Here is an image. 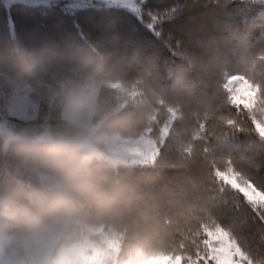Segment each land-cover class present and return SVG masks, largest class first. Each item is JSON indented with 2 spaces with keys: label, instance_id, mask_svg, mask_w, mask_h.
Listing matches in <instances>:
<instances>
[{
  "label": "trees",
  "instance_id": "1",
  "mask_svg": "<svg viewBox=\"0 0 264 264\" xmlns=\"http://www.w3.org/2000/svg\"><path fill=\"white\" fill-rule=\"evenodd\" d=\"M205 2L187 0L183 15L172 25L170 51L140 31L132 49L117 52L108 39L132 31L120 15L106 16L102 26L92 30L96 40L87 46L78 45L71 19L50 11L18 20L13 40L0 9V104L27 92L41 101L40 115L48 104L53 109L43 122L11 115L7 108L0 115V122L7 119L16 131L31 136L14 138L6 146L0 129V199L50 181L49 148L72 135L53 103L58 80L78 81L84 68H92L109 82L102 91L110 99L111 122L120 133L154 135L173 111L177 113L159 161L115 168L101 163L97 190L131 203L149 219L163 247L187 253L184 263L207 264L203 257L209 244L204 243L208 238L202 224L214 228L218 223L245 254L241 264H264V198L254 200L242 188L253 186L264 193V136L248 106L236 109L231 104L225 86L230 73L246 76L261 88L264 107V43L251 36L244 41L228 29L211 6L223 0H211L208 8ZM80 23L88 28L85 18ZM134 89V96L125 97ZM48 123L57 140L33 138L45 132ZM225 171L242 185L223 182L220 172Z\"/></svg>",
  "mask_w": 264,
  "mask_h": 264
},
{
  "label": "clouds",
  "instance_id": "2",
  "mask_svg": "<svg viewBox=\"0 0 264 264\" xmlns=\"http://www.w3.org/2000/svg\"><path fill=\"white\" fill-rule=\"evenodd\" d=\"M108 84L92 68H84L78 81L58 80L53 103L72 135L49 148L51 179L40 189L0 199V242L13 246L12 264H162L161 257H187L163 247L131 203L97 190L101 163H123L109 147L120 133L102 91ZM202 227L205 244L220 243L218 223Z\"/></svg>",
  "mask_w": 264,
  "mask_h": 264
},
{
  "label": "snow or ice",
  "instance_id": "3",
  "mask_svg": "<svg viewBox=\"0 0 264 264\" xmlns=\"http://www.w3.org/2000/svg\"><path fill=\"white\" fill-rule=\"evenodd\" d=\"M195 2L199 3V0ZM53 5L56 7L53 8ZM210 5L211 0H206L203 7ZM187 6V0H169L163 5L157 0H0V9L6 13V27L13 40L16 39L18 20H27L37 14L47 15L50 11L71 19L78 45L87 46L96 40L92 37V30L100 28L106 16H123L129 21L132 31L124 37L108 39L117 52L121 48L132 49L134 37L140 31L150 34L170 51L175 39L172 25L183 15ZM211 6L217 9V15L228 22V29L240 39L247 41L251 36L258 38L257 43H264V0H223L222 5L217 3ZM41 9L48 11L41 12ZM82 17L88 22L87 29L80 23ZM179 45L177 40L176 47ZM159 259L169 261L172 258Z\"/></svg>",
  "mask_w": 264,
  "mask_h": 264
},
{
  "label": "rangeland",
  "instance_id": "4",
  "mask_svg": "<svg viewBox=\"0 0 264 264\" xmlns=\"http://www.w3.org/2000/svg\"><path fill=\"white\" fill-rule=\"evenodd\" d=\"M217 3L219 2H215L212 5ZM135 45L138 46L137 40ZM141 49L145 50L146 46L141 47ZM225 86L228 89L231 104L236 109H238L239 106H248L250 116L253 119V124L257 126L260 134L264 136V107L260 104L259 99L261 88L257 87V85L246 76L238 73L228 74L225 79ZM137 91L138 90L134 89L125 97H132ZM35 98L26 92L20 95L17 99H13L11 102L3 101L0 104V115H3L5 108H7L6 111H9V114L11 115H17L27 119L36 118L34 120L36 122L46 121L52 116L53 109L52 107L50 108V105L48 104L49 108L44 110L43 115H40L39 109L42 103ZM171 114L172 115H169L168 117L170 119L164 121L161 126L157 127V131L154 135H151L150 133L143 135H130L119 132V138L113 141L109 146L111 154L115 157L121 158L123 160L122 164L125 165L153 164L155 161H159L161 156L165 154L161 150V147L168 141L172 124L177 116V113L174 111ZM228 118L230 119V117ZM44 126H46L45 132L38 133L34 135L33 138L57 140L54 138L55 135L51 130L50 124L48 123ZM0 129L3 132L6 146L14 138L31 137L27 132L16 131L7 119L1 120ZM151 129L153 128L151 127ZM33 176H39V179L43 182L48 179V177L46 179L41 176L39 172H34ZM220 178L221 180L224 179L223 182L225 183H230L231 181L234 185H242L236 177L230 175V171L220 172ZM242 188L246 194L254 200H257L260 197L264 198V195H261L263 192L253 186L245 187L243 185ZM207 247L208 253L203 257L207 264H219L218 258L223 260V264H241V258L245 257L241 248L234 244L233 239L230 238V233L226 230H224V234L220 238V243L213 242ZM12 249V245L0 242V264H12V261L14 260ZM218 249L220 251H218ZM162 264H181V258L176 257L170 262L163 261ZM182 264L187 263H184L182 259Z\"/></svg>",
  "mask_w": 264,
  "mask_h": 264
}]
</instances>
